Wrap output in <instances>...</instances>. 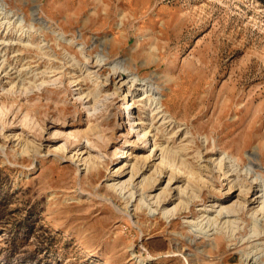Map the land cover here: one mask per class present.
Returning <instances> with one entry per match:
<instances>
[{"label": "rangeland", "instance_id": "374dc122", "mask_svg": "<svg viewBox=\"0 0 264 264\" xmlns=\"http://www.w3.org/2000/svg\"><path fill=\"white\" fill-rule=\"evenodd\" d=\"M152 114L195 180L141 138ZM225 152L264 177V0H0V264H264L256 203L204 218L238 201L204 165ZM133 163L164 169L155 192L173 177L177 214L127 207Z\"/></svg>", "mask_w": 264, "mask_h": 264}, {"label": "bare ground", "instance_id": "6f19581e", "mask_svg": "<svg viewBox=\"0 0 264 264\" xmlns=\"http://www.w3.org/2000/svg\"><path fill=\"white\" fill-rule=\"evenodd\" d=\"M34 10H36V9H34ZM105 56H106L105 54L99 53L97 55L95 63H97V64L103 63V61L105 60ZM120 68H122V61H118L115 63V65H113L114 71H113L112 76L120 79L119 82H121V84L127 83V84H130L129 85V87H130L133 85L135 86V83L137 81L141 80V78H138L133 72H130L129 70L127 72V76L125 77L126 79H124L123 74H124V71H127V69L123 68V71H122V70H120ZM45 73H46V71H45ZM146 85H147V83H146V81H144V83L141 85L143 90L146 89ZM147 91L152 92V89L147 90ZM116 92H118V90H115L113 93L115 94ZM91 93L92 92H87V95H86L87 98H88V96L92 95ZM151 94L152 95L147 96L148 101L150 100V101H152V104H155L154 109H155V111H157L161 108L163 102L161 101L159 94H157V93L156 94L151 93ZM124 97H125L124 99L126 100L128 106H132L133 102L129 103V101L127 100L128 95H125ZM147 98H140V99H137V101H135V102H138L141 104L142 107H145L146 105H149L146 101ZM150 105H151V103H150ZM93 106H95V105H93ZM145 112L147 113V110ZM161 112H162V110H161ZM161 112H158V113H161ZM128 113L130 114L131 111ZM155 116H156V114H152L150 117L148 115L147 119L149 120V125L144 124V120L141 117L135 118L137 120V126L139 124H141L140 126L142 127L143 135L141 134L142 135L141 138H145V137H147V135L149 133H152V131H155V134H153V136H152L153 137L152 140H154L153 146L155 145L156 149L159 151V156H160L159 158H160L161 165L163 164L167 167L168 166L172 167L175 164L174 161L176 159H178V161L180 160V162L182 164H184L185 167H187V171L189 172V174L192 175L191 177L194 178V180H195L196 178L193 176H194V174H196L197 171H194L190 167L191 165H189L186 162V159L184 158V156L180 157V150H175L174 146H171V144H170V140H171L170 136L171 135L169 136V138H165L164 140H160V139L158 140V138H157V137H159L158 135H160L162 138H164V136L170 134L171 131H168V130L165 131L163 129L162 125L165 122H163L161 125H156L157 122H154ZM165 118H166V115L164 114L162 116V121H164ZM173 133L177 134V130H175V132H173ZM150 139L151 138H149V141H151ZM146 141H148V140H146ZM88 142H89V140H88ZM155 146H154V148H155ZM63 148L64 147H62V148L58 147L59 150H65ZM124 153H125V151L123 153H121L120 156H123ZM252 154H255V153L252 152ZM198 156L201 157L200 154H198ZM227 158H228V155L226 152L223 154V156L211 155L210 158L207 160V164H204V165L208 168V171L211 174L214 175L216 172H218L217 174H219V176L223 177V180L227 181V184L229 186H228L227 191H225V193H224L226 197H230V194H233L234 192L238 191V193H237L238 201H236L232 207H229V208L228 207H220L219 209L216 210V214L213 216L206 213L207 215H205L204 218L206 219V222L217 221L218 220L217 218L230 217V215L234 214V212L238 213L240 211H244L245 209H247L248 204L256 203L257 204L256 209L253 208L254 210L249 215L253 219L258 221V219L260 218L258 215L262 214V213L264 214V177L262 176V173H260L259 171H256L254 169V162L256 163V161L252 162L251 164L246 165L244 169L242 168V170L244 172L243 173V172H241V169L239 167V162H237L235 160V158H233L234 160H231V164L226 163L225 160ZM228 159H230V158H228ZM82 160L86 164L87 169L93 168V169L98 170V171L100 170L99 166L101 163L98 161V159L95 160L91 156L88 155V156L82 158ZM227 164H229V165H227ZM127 165H128V162L123 164V167L127 166ZM123 167H121V168H123ZM115 171L120 172V170H118V169ZM129 171L131 174L129 180H127V181L122 180L121 181L119 179V180L113 181L110 184L112 189H114L116 192L118 191L119 195H121L122 197L127 199V200L125 199L127 202V207H130L131 205H133V202H134L136 210L140 209V208H146L148 210V213H150V214H153V213H155L156 210L161 209V213L167 218L172 216V215L177 214L181 210V208H182L181 203L180 204L177 203L176 205H174L171 208H168V205H166L167 204L166 202L171 200V195L173 194L172 193V187H171V182L173 180L172 176H169L167 184L165 186L161 187V190L159 192H155L156 189L158 188L159 181L161 180L162 176H164V174H165L164 169L157 168L155 172L151 173L150 175H146L147 171L145 170V166L141 167V166H138V164L133 163V164H131V168ZM199 179H200V177H199ZM154 205L156 207H154ZM185 207L186 206H184V208ZM206 210L207 209H205V212H207ZM247 211H249V210H247ZM263 214H262V217H263ZM232 222H234V221H232ZM209 224H212V223H209ZM195 226H196V224H195ZM217 226L218 225H216V223H215L214 224V228H215L214 230H216ZM195 232H197V231H195ZM199 232H201L203 234L206 233V232H203V228ZM256 233L257 232H255V234ZM248 260H249V257H246V261H248Z\"/></svg>", "mask_w": 264, "mask_h": 264}]
</instances>
